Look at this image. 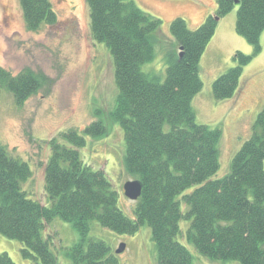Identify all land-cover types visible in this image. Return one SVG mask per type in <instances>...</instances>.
<instances>
[{"label": "trees", "instance_id": "obj_1", "mask_svg": "<svg viewBox=\"0 0 264 264\" xmlns=\"http://www.w3.org/2000/svg\"><path fill=\"white\" fill-rule=\"evenodd\" d=\"M28 30L54 24L51 0H19ZM94 40L104 43L112 57L115 106L109 113L123 132L124 168L142 183L134 218L118 207V192L102 170H94L79 155L86 139L76 130L49 140L44 191L49 206L27 196L22 184L31 176L26 161L0 145V234L17 240L23 258L32 264H57L46 225L55 218L76 228L79 240L66 250L72 264H118L104 241L89 236L90 222L118 234H133L142 225L151 229L157 264H193L189 249L178 241L180 222L199 254L211 260L264 264V102L251 134L235 152L229 172L219 169L220 130L196 122L191 105L200 92L199 62L217 22L238 6L235 30L253 47L252 55L237 52L236 65L212 84L215 100L236 93L243 67L261 51L264 0H217V10L195 29L176 17L170 33L177 50L165 52L162 76L144 72L154 59L160 20L133 0H86ZM181 48V55H180ZM47 81L24 69L16 75L0 67V88L22 104ZM82 132L92 138L106 134L98 120ZM185 205V210L182 209ZM0 264H16L0 252Z\"/></svg>", "mask_w": 264, "mask_h": 264}, {"label": "rangeland", "instance_id": "obj_2", "mask_svg": "<svg viewBox=\"0 0 264 264\" xmlns=\"http://www.w3.org/2000/svg\"><path fill=\"white\" fill-rule=\"evenodd\" d=\"M133 1L160 20L154 59L145 63L142 70L162 77L166 68L165 52L177 50L170 33L172 20L181 17L190 29H195L217 10V0ZM51 2L56 22L28 30L19 0H0V67L12 75L28 68L47 78L22 104H17L6 89L0 88V145L11 156L28 163L32 174L22 184L27 196L49 206L44 191V170L50 154L48 142L52 138L60 141L63 132L76 130L86 139L84 147L79 149L81 160L106 174L119 194L118 207L134 218L136 200L124 195L123 186L137 178L124 168L123 132L109 116L117 96L111 54L104 43L92 37L86 0ZM237 8L217 22L199 62L202 88L191 102L197 123L220 130L219 169L212 178L229 172L233 155L249 138L264 102V30L260 35L261 51L243 67L234 96L215 100L212 94L214 80L236 65L233 56L237 52L253 54V47L236 33ZM98 120L105 124L106 134L98 138L86 136L83 128ZM182 209L185 210V205ZM189 225V220L180 222L181 233L177 239L191 252L193 264H240L236 260H211L199 254L185 238ZM47 235L51 237L50 248L57 264H72L66 250L79 240L76 228L55 218L45 227L44 236ZM89 236L110 246L118 264H157L148 225H142L133 234H118L92 220ZM121 243L125 249L115 253ZM21 247L17 240L0 234V252L7 253L16 264H32L22 257Z\"/></svg>", "mask_w": 264, "mask_h": 264}, {"label": "water", "instance_id": "obj_3", "mask_svg": "<svg viewBox=\"0 0 264 264\" xmlns=\"http://www.w3.org/2000/svg\"><path fill=\"white\" fill-rule=\"evenodd\" d=\"M181 51V48H180ZM181 55V52H180ZM124 195L129 198L130 200H137L138 197L141 194L142 190V183L140 180H132V181H127L124 186ZM125 249V244L121 243L119 247L115 250V253H120Z\"/></svg>", "mask_w": 264, "mask_h": 264}]
</instances>
